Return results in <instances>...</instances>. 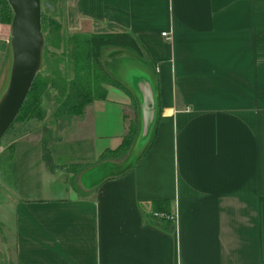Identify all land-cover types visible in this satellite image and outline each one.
Here are the masks:
<instances>
[{
    "label": "crops",
    "instance_id": "obj_1",
    "mask_svg": "<svg viewBox=\"0 0 264 264\" xmlns=\"http://www.w3.org/2000/svg\"><path fill=\"white\" fill-rule=\"evenodd\" d=\"M55 1L68 32L124 33L138 53L107 49L115 82L77 115L86 146L52 150L59 194L21 189L55 170L42 146H9L13 263L264 264V0ZM135 123L134 161L89 179Z\"/></svg>",
    "mask_w": 264,
    "mask_h": 264
},
{
    "label": "rangeland",
    "instance_id": "obj_2",
    "mask_svg": "<svg viewBox=\"0 0 264 264\" xmlns=\"http://www.w3.org/2000/svg\"><path fill=\"white\" fill-rule=\"evenodd\" d=\"M40 2L43 3V0H40ZM50 3H52V7H54L53 10L50 11L48 7L41 5V13L44 16L54 18L56 22L60 24L59 33L61 36L69 40V36L73 34L65 30L63 26L61 3L55 0H50ZM9 23L0 21V92L2 91L1 89L7 79V72L10 64L8 46ZM75 34L79 36H88L92 33L82 34L76 32ZM56 53L59 52L57 51ZM57 55L58 54H55L54 56ZM105 55L101 59L105 58L107 60L106 61L104 59L105 63L109 66V61ZM41 60L42 64L37 72L40 74V78L44 82V86L39 98V105L35 109L34 113L29 115V117L23 116L22 118L19 117L17 120L14 119L12 124L5 130V134L0 139V164L4 161L3 158L8 155L10 145L16 147L19 145L22 146L23 143L27 145H34L35 143L39 147L42 146V161L49 168L55 169L53 173L51 170L49 171L46 168L43 170L38 169L37 175L39 178L36 179L37 183L34 185L22 186L21 188L23 190H29V196H33L42 190L45 191H42L44 194L46 193L45 195L50 196L57 195L60 191H62L61 188L64 185L62 167H64L66 160L62 161L54 158L52 150H58L59 152L64 148L67 151L70 149L71 151L75 150L78 152V149L86 146L83 142L86 143L89 135L87 130H85L86 122H82L79 116L76 117L68 114L67 112L61 113L57 108L58 103H60L59 101L61 100H58L60 95L57 87H61L66 82L64 79L67 80L71 78L73 74L71 72L70 56L66 57L65 55V58L62 59L60 64H57V61H54V59L51 60L49 64L47 63V60L44 58L42 59V57ZM109 72L111 71L109 70ZM136 128L137 130L133 140L136 138L139 131L138 123H136ZM83 134H85L86 139L83 140V142H78V138ZM26 141L28 143H26ZM132 144L117 154L107 155V158H109L112 162H107V165H101L99 162L93 163L91 167V174H87L90 172L84 174L91 180H98L108 175L117 174L122 168V165L128 166L134 161V158H136L133 153H131ZM54 146H58L57 149ZM83 153L84 152L81 151L77 158L74 156L71 161H87L83 159L81 155ZM69 156L70 154H68V157ZM72 181L75 183V180L72 179ZM78 189L81 192L85 191L80 187ZM13 237V219H11L10 211L5 208L4 211H0V264H14Z\"/></svg>",
    "mask_w": 264,
    "mask_h": 264
},
{
    "label": "trees",
    "instance_id": "obj_3",
    "mask_svg": "<svg viewBox=\"0 0 264 264\" xmlns=\"http://www.w3.org/2000/svg\"><path fill=\"white\" fill-rule=\"evenodd\" d=\"M48 1L50 2V0ZM10 15V8L6 0H0V21L9 23ZM40 17V31H42L44 42L42 59L47 60L48 64L53 59L57 61V64H60L65 55L66 57L70 56L71 72L73 74L71 78L64 79L66 82L61 87H57L59 90L57 92L60 95L58 100L61 99L57 108L61 113L67 112L70 115L77 116L82 113L85 105L91 103V100L104 97V84L115 82V77L107 69L105 58L101 59L107 49L121 47L138 53L137 42L124 33L90 34L88 36H79L74 33L69 36L68 40L59 33L60 24L54 18L44 16L41 11ZM57 51L59 53H56ZM55 54L58 55L54 56ZM43 86L44 82L37 72L22 106L15 116V120L23 116L29 117L34 113L39 105ZM136 130V123L128 125L121 141L122 148L129 147L132 144Z\"/></svg>",
    "mask_w": 264,
    "mask_h": 264
},
{
    "label": "water",
    "instance_id": "obj_4",
    "mask_svg": "<svg viewBox=\"0 0 264 264\" xmlns=\"http://www.w3.org/2000/svg\"><path fill=\"white\" fill-rule=\"evenodd\" d=\"M11 11L9 23V68L0 92V139L12 124L42 64L43 34L40 31L41 5L53 10L44 0H6Z\"/></svg>",
    "mask_w": 264,
    "mask_h": 264
},
{
    "label": "built area",
    "instance_id": "obj_5",
    "mask_svg": "<svg viewBox=\"0 0 264 264\" xmlns=\"http://www.w3.org/2000/svg\"><path fill=\"white\" fill-rule=\"evenodd\" d=\"M160 34H161L162 36H165L166 39H170V36H169L165 31H162ZM154 69H155L156 71H158V70H157V67H155Z\"/></svg>",
    "mask_w": 264,
    "mask_h": 264
},
{
    "label": "bare ground",
    "instance_id": "obj_6",
    "mask_svg": "<svg viewBox=\"0 0 264 264\" xmlns=\"http://www.w3.org/2000/svg\"><path fill=\"white\" fill-rule=\"evenodd\" d=\"M44 43V42H43ZM44 48V47H43ZM43 52V51H42Z\"/></svg>",
    "mask_w": 264,
    "mask_h": 264
}]
</instances>
